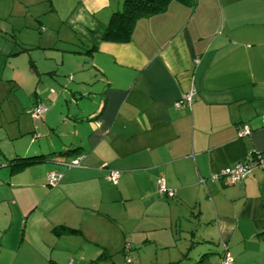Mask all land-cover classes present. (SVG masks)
Segmentation results:
<instances>
[{
	"label": "crops",
	"instance_id": "0c3cea01",
	"mask_svg": "<svg viewBox=\"0 0 264 264\" xmlns=\"http://www.w3.org/2000/svg\"><path fill=\"white\" fill-rule=\"evenodd\" d=\"M122 5L0 0V264H220L225 250L233 264H264V167L234 184L209 179L264 157V0H171L137 18L127 41L103 39ZM50 46L89 60L90 89L71 91L87 104L65 115L42 83L58 66L18 60ZM190 88L191 105L177 106ZM39 103L47 108L33 117ZM242 125L250 131L239 136ZM49 172L63 173L54 187ZM158 178L172 197L159 195Z\"/></svg>",
	"mask_w": 264,
	"mask_h": 264
},
{
	"label": "rangeland",
	"instance_id": "374dc122",
	"mask_svg": "<svg viewBox=\"0 0 264 264\" xmlns=\"http://www.w3.org/2000/svg\"><path fill=\"white\" fill-rule=\"evenodd\" d=\"M44 29L46 28L45 26H42ZM37 32V35L40 34V31H35ZM62 33V32H61ZM22 34H24L23 32H19L18 35L21 36ZM61 55H63L64 57V64H60L61 61ZM76 56L73 53H69V52H63V51H55L52 46H50V48H43V47H28V50H26L25 52H22L19 59L21 61L22 67L26 68L27 67V63H29V60H32L33 63L35 64V68L38 67V70L41 69L40 68V64H41V60H44V63H46L48 66L50 67H56L58 66V72L53 74L50 78L44 77V80L42 79V83H44V81L47 83V87L46 88V92L48 93L49 91V87L52 86L54 91L56 92V96H59V100L57 101V104H61V110L62 113L61 115H65L66 113V105L70 106V110L72 108H74L75 106V102L79 103V104H87V100H85V98H81L79 96V93H74L75 98H73L71 91H79L81 92L83 95H86L87 90L90 89V84L88 82V85L85 84V82L87 83V80L82 79L83 75H84V69L87 67L89 60L87 59V57H74ZM54 59H53V58ZM53 60V62H52ZM58 64V65H56ZM73 67L75 68V70H77V67H82L79 69H83L82 71H80L77 74H73L75 76V78L73 76H70L69 74H65L62 75V73L64 71H70L71 69H73ZM50 81V83H49ZM80 81H84V83L80 82ZM88 88L87 90L85 88ZM92 89H96V88H92ZM33 90H28L29 94L31 95V97L33 98V93L30 92ZM22 92V93H21ZM16 93H21L23 94V91L20 90H15L11 93L10 95V100L11 102L13 101V97L15 96ZM30 97V96H29ZM67 99V102L65 101ZM8 100V99H7ZM51 98H48L47 101V105H51ZM31 100L29 99L28 104L30 105ZM47 108V107H46ZM54 116H56V118H54V120L58 121L60 119V115L57 116L55 115L54 112ZM29 118H32L34 120V118L29 114ZM62 123V122H61ZM59 124L60 130L61 132L67 133L65 135V139L67 141H69V139H71L72 137V133L69 132V130L67 129V127L65 126V124ZM60 132V133H61ZM64 136V134H62V137ZM6 208H8L6 206ZM35 215L37 216L38 220L36 221V223L38 224L39 221H42L40 215L38 212L35 213ZM14 216L16 219H18L19 217V212L18 210H14ZM45 223H40L39 228L42 229V225ZM8 243V242H7ZM9 245V243H8ZM26 258V255L23 257ZM116 261V263L118 264H124V260L121 258V260H114ZM74 264H78L77 261L74 262ZM92 264H109L108 262H100V263H92Z\"/></svg>",
	"mask_w": 264,
	"mask_h": 264
},
{
	"label": "built area",
	"instance_id": "2783aa9c",
	"mask_svg": "<svg viewBox=\"0 0 264 264\" xmlns=\"http://www.w3.org/2000/svg\"><path fill=\"white\" fill-rule=\"evenodd\" d=\"M193 95H194V89L190 88L187 92H185L181 96L180 100L176 102V105L177 106H181V105L190 106L193 101ZM45 110H46V107L44 106V104L39 103L33 106L29 110V113L33 117H39L45 112ZM262 122H264V115H262ZM249 131L250 129L247 125H242L239 128L238 134L239 136H244L248 134ZM80 159H81V156H77L71 159L69 162L64 163V165L67 169L79 166ZM256 166L264 167V157H262V155L258 152L253 155H247L244 159L237 161L233 166L226 167L220 172L211 174L209 179L210 181H215L219 177L223 176L226 178L229 184H234L240 181L241 179H243L249 173H251L253 168H255ZM106 177L113 183H116L119 177V172L117 170H109ZM62 178H63V173L61 172H49L46 175L45 185L47 187H54L62 180ZM202 182H204V180H202ZM156 187H157V192L161 196L172 197L174 195L173 190L166 187L163 178H158L156 180ZM126 248H128V246H126ZM67 264H73V263L72 261H69L67 262ZM220 264H233V256L225 250Z\"/></svg>",
	"mask_w": 264,
	"mask_h": 264
},
{
	"label": "trees",
	"instance_id": "16d2710c",
	"mask_svg": "<svg viewBox=\"0 0 264 264\" xmlns=\"http://www.w3.org/2000/svg\"><path fill=\"white\" fill-rule=\"evenodd\" d=\"M170 1L171 0H123L122 9L111 15L102 38L118 42L127 41L130 38L131 28L137 18L163 11ZM37 157L38 156L14 158L12 161L15 160L16 162L12 164V170L32 163V159Z\"/></svg>",
	"mask_w": 264,
	"mask_h": 264
}]
</instances>
